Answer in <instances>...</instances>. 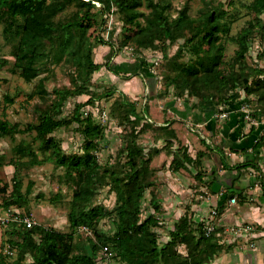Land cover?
<instances>
[{
	"label": "trees",
	"instance_id": "16d2710c",
	"mask_svg": "<svg viewBox=\"0 0 264 264\" xmlns=\"http://www.w3.org/2000/svg\"><path fill=\"white\" fill-rule=\"evenodd\" d=\"M142 2L151 10L139 34L134 36L135 43L150 46L155 41L163 40L173 44L189 32L187 41H195L198 46L193 61L177 64L173 56L170 58L167 53L160 56L169 61L172 71L171 74L162 76L164 93L167 87L172 86L175 95L180 96L181 91H186L191 96H198L201 100L199 104L206 108L207 102L218 103L219 99H227L230 90L241 86L246 95L258 96L259 114L255 113L256 118L264 116V72L261 68H249L248 73L243 69L240 72L232 71L227 76L219 73L225 51L220 38L228 33L232 22V19L226 18L223 9L210 7L193 18L188 14L186 6L171 17L165 14L164 9L159 7L160 4L155 0H0V36L10 48L8 55L0 54V69L8 65L9 72L18 73L25 81H31L41 74L48 60H71L74 66L72 87L54 91L55 101L39 114L37 123L20 128L18 123L0 119V136L13 137L17 133L34 131V140L42 143L45 149L51 148L49 158L56 166L64 169L63 177L74 186L67 215L69 226L72 230L81 225L93 229L94 238H86L93 252L108 247L102 242L105 238L109 244L108 249L114 252L115 259L124 264H210L222 250L223 244L217 229L206 237L205 220L196 221L193 212H184L172 225L163 227V236L158 228L162 221L158 206H153V212L144 218L140 216L141 199L145 187L149 184L147 180L152 170L149 163L159 149L146 152L137 142L142 130L141 121L145 118L138 113L135 103L120 95L112 104L113 110L117 111V118L125 121L130 129L126 133L121 151V154L125 153V161L117 165H101L97 160L98 140L102 137L103 129L90 115L83 117L80 111L90 102L89 99L76 103L68 118L62 116V108L67 99L87 93V77L101 66L91 58L92 46L87 43L86 38L88 30L94 25L101 26L102 15L108 14L112 6L127 14L129 23H134L143 14L137 9ZM68 7H73V10L67 16L59 17ZM248 8L255 22L250 20L249 27L244 28L237 36L239 58H243L247 50L250 29L260 21L259 16L264 13V0H252ZM179 53L180 47L175 54ZM141 64L147 65L145 61H141ZM251 75H255L257 79L250 82ZM144 78L147 84L155 80V77ZM39 83H42V79ZM238 96L235 93L232 99ZM6 100L12 101L9 97H6ZM70 124H76L77 131L82 136L81 153H64L52 137L57 128ZM168 132L175 136L173 129ZM255 133L253 127L248 131L252 140ZM253 144L257 146L258 141ZM30 145L31 143L19 142L12 149L17 159L6 163L5 157L0 153V167H14V183L17 182L16 170L23 157H29L25 162L30 166L41 163ZM206 147L208 148V145ZM176 156L180 155L175 154ZM183 157L185 158V154H182L180 159ZM219 158L224 168L239 167L238 164L226 163L222 153ZM190 161L191 159H187L186 162ZM184 164L183 159L178 161L177 158L175 167L184 169ZM247 164L243 163V166ZM198 177L202 183L203 176L199 173ZM261 181L264 187V181ZM213 182L214 178L205 182L209 190H212ZM103 184L109 185L115 193V229L112 234L106 236L99 233L93 224L104 209L88 206L95 190ZM4 186L0 188V192H6ZM25 203L26 198L20 192L11 191L0 203V208L12 207L17 210ZM9 235L6 239L9 252L5 251L7 247L2 251L10 254L11 249L15 248L17 256L13 264H20L26 255L31 259L27 264H97L84 247V241H75L72 231L64 233L33 224L30 227L24 226L19 231L11 229ZM179 245L185 248V254L178 251ZM0 264H5L1 253Z\"/></svg>",
	"mask_w": 264,
	"mask_h": 264
},
{
	"label": "rangeland",
	"instance_id": "374dc122",
	"mask_svg": "<svg viewBox=\"0 0 264 264\" xmlns=\"http://www.w3.org/2000/svg\"><path fill=\"white\" fill-rule=\"evenodd\" d=\"M155 1L160 4L159 7L164 9L165 14H169L171 17L185 6L188 14L193 18L210 7L223 9L226 12V18L232 19V22L228 33L221 35L220 38L225 47L223 63L219 70L220 75L227 76L232 71L240 72L242 69L248 73L250 72L249 68H261L264 72V13L259 16L260 21L250 29L247 50L243 58H239L237 55L238 34L244 28L249 27L250 20L252 23L255 22V18L248 8L252 0ZM95 5L99 6L98 3ZM137 9L143 13L142 16L134 23H129L128 15L121 12L116 6H112L108 14L102 15L101 26L94 25L88 30L86 38L87 43L92 46L91 58L101 66L87 77V93L67 99L62 108V116L68 118L76 103L86 102L89 99L90 102L80 111L83 117L90 115L93 121L103 129L102 137L98 140L97 160L101 165H117L125 161V153L121 154V151L124 147L126 133L130 129L125 121L117 118V111L113 110L112 104L120 95H124L129 101L135 103L136 110L143 116V119L145 118L144 121H141L142 130L138 135L137 142L146 152L155 148L159 149V152L152 156L149 163L152 170L147 180L149 184L145 187L141 199L140 216L144 218L153 212V206H158L162 220L158 228L161 230V235L164 236L163 227L172 225L181 213L177 215L174 213L175 211H171L169 214V209L181 207L182 215L184 212H192L191 202L196 196L201 200L205 198L211 200L206 196L208 195L207 189H202L203 186L198 177L199 173L201 177L206 173L203 168L213 164L212 161L208 166L206 165L212 159L208 155V148L201 150L198 146L199 143L201 144V140L204 145H210L213 142L212 137L206 133L208 130L206 128L207 120L212 118L214 122L222 121L232 110L233 103L236 106L239 104L242 106L235 110L240 113L241 120L245 114L244 121H247L248 125L256 122V125H251V127L264 128L262 120L259 121L264 116L256 118L255 113L259 114L258 96L255 94L246 95L241 86L230 90L227 93L229 95L227 99H219L218 103L207 102L206 108L199 104L201 100L198 96H191L186 91H181L180 96H177L172 86H169L164 93L165 84L162 76L171 74L172 71L169 61L160 56L167 53L168 57L173 56L177 64L193 61L198 46L195 41H187L186 37L189 36V32H186L184 37L179 38L173 44L158 40L150 46L138 45L133 41L134 36L137 37L139 34L151 9L145 5V2H142V5ZM72 10L73 7H68L59 17L67 16ZM101 40L105 42L103 43ZM0 45L4 48L1 49L0 54L8 55L10 48L4 44L2 37H0ZM179 47L180 53L176 55ZM141 61H145L147 65H142ZM73 71L74 66L71 60L62 59L59 62L48 60L37 78L25 81L18 73L9 72L8 65L4 66L0 69V119L5 118L10 123H18L20 128L34 125L37 123L39 114L55 101L56 93L54 91L72 87ZM144 77H155V80L147 84ZM40 79H42L41 84L39 83ZM256 79L255 75H251L249 78L250 82ZM235 93L239 96L233 100L232 96ZM30 94H32L31 97ZM6 97L11 98L12 101H7ZM139 128L140 126L137 129ZM171 129L175 136L168 132ZM34 134V131H29L17 133L13 137L0 136V153L5 157V163L17 159L12 149L19 142L31 143L30 146L37 154V158L41 160L40 164L30 166L25 162L29 157H23L16 170L17 182L15 183L12 179L15 175L14 167L2 165L4 168L0 169V188L6 185L4 186L6 192H0V203L11 191H18L26 198L25 205L18 207V212L26 214L34 220L35 224L64 233L72 231L75 241H84V247L97 264H124L115 259L114 252L108 249L109 244L105 238L102 242H105L108 247L95 252L91 250L86 240L88 237L94 238V231L91 227L81 225L73 230L70 228L67 215L70 210L74 186L63 177L64 169L56 166L55 162L49 158L51 148H43L42 143L34 140ZM259 135L253 137V143L260 142ZM52 137L64 153H81L83 139L80 132L77 131L76 124L57 128L52 133ZM175 154L180 156L175 157ZM182 154H185V158L180 159ZM223 155L226 163L238 164V168L245 167L243 166V162H246L244 156H240L239 159H231L230 154ZM177 158L178 161H182V159L185 161L183 167L186 168L175 167ZM187 159H191V161L186 162ZM221 167H223L222 163ZM206 177V181H202V184L209 182L213 178V174ZM88 206L104 209L101 216L97 218V222H93V224L99 233H103L105 236L112 234L115 229L116 217L113 213L115 193L110 186L106 184L99 186ZM9 209L13 210L12 207L2 208L0 217H7ZM202 219L206 218L196 221ZM24 226L15 221H8L5 225L0 222L3 233L0 253L5 264H13L17 256L15 248L11 249L10 254H5L9 252L6 243V239L10 236L9 232L11 229L22 230ZM6 247L7 250H5ZM177 249L182 254L186 253L185 248L181 245ZM30 260V257L26 255L20 264L30 263Z\"/></svg>",
	"mask_w": 264,
	"mask_h": 264
},
{
	"label": "crops",
	"instance_id": "0c3cea01",
	"mask_svg": "<svg viewBox=\"0 0 264 264\" xmlns=\"http://www.w3.org/2000/svg\"><path fill=\"white\" fill-rule=\"evenodd\" d=\"M1 49H4L2 45H0V53ZM239 106L233 103L228 116L220 122H214L212 118L207 120L206 133L212 137L213 142L210 145L206 144L208 155L212 158L206 165L208 166L212 161L213 164L203 168L206 171L203 182L210 174H213L214 182L210 192L205 184L201 183V185L202 189H207L206 196L211 200L207 198L201 200L196 196L191 202V211L196 220L205 219L211 207L216 206L219 209L216 229L221 236L223 248L210 264H264V187L261 181V179L264 181V128H255L256 122L248 125L247 121H244L245 114L241 120L240 113L235 111L242 107L240 104ZM261 120L264 125V118L259 121ZM251 125H254L255 136L260 134V142L257 146H253V141L248 135ZM206 145L201 141L198 146L201 150H205ZM231 150L235 151L231 152ZM220 153L230 154L231 159L244 156L246 162L243 163L251 164L231 169L221 167ZM232 197L235 198L234 203L230 202ZM174 208L169 209L168 213L175 211L174 213L178 215L183 212L181 207ZM245 225H253L254 229L231 231L232 227ZM2 238L0 227L1 248Z\"/></svg>",
	"mask_w": 264,
	"mask_h": 264
},
{
	"label": "built area",
	"instance_id": "2783aa9c",
	"mask_svg": "<svg viewBox=\"0 0 264 264\" xmlns=\"http://www.w3.org/2000/svg\"><path fill=\"white\" fill-rule=\"evenodd\" d=\"M223 116H225V114H223ZM246 117H247V115H246ZM234 201H235V198L232 197L230 199V202L234 203ZM218 216H219V211H218L217 207L216 206L212 207L210 209L208 216L205 219V221H206V224H205V235H206V237H209L211 234H213L215 232L216 228L218 227V225H217ZM8 221L20 222L23 225H25L26 227H30L33 224H35L34 220H32L27 215L21 216L20 212H18V210H16V209L10 210L7 217H4V218L0 217V222H2L4 225ZM253 229H254L253 225H245V226L238 227V228L232 227L231 231L232 232L233 231L237 232L239 230L252 231ZM107 259H109V258H107Z\"/></svg>",
	"mask_w": 264,
	"mask_h": 264
}]
</instances>
